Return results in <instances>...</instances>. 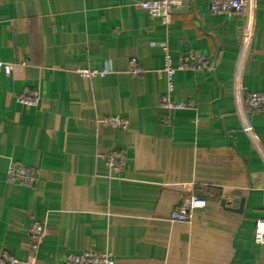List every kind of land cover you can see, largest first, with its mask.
Listing matches in <instances>:
<instances>
[{"label": "crops", "instance_id": "0c3cea01", "mask_svg": "<svg viewBox=\"0 0 264 264\" xmlns=\"http://www.w3.org/2000/svg\"><path fill=\"white\" fill-rule=\"evenodd\" d=\"M146 1L0 0V62L14 65L0 69V255L20 264H64L87 251L115 264H264L255 241L264 107L245 105L264 92V0L221 14L191 0L168 25L141 8ZM166 53L174 66L190 53L207 65L169 78ZM133 58L139 75L129 72ZM167 94L196 106L167 114ZM25 95L40 102L21 103ZM110 116L128 128L100 123ZM111 149L126 154L118 174L106 164ZM13 163L36 171L32 187L9 181ZM191 195L207 206L171 221ZM37 221L45 236L29 261Z\"/></svg>", "mask_w": 264, "mask_h": 264}, {"label": "built area", "instance_id": "2783aa9c", "mask_svg": "<svg viewBox=\"0 0 264 264\" xmlns=\"http://www.w3.org/2000/svg\"><path fill=\"white\" fill-rule=\"evenodd\" d=\"M191 0H154L141 3V8L148 11L150 16L154 19H160L163 24L168 25L172 22L173 12L182 7L185 3ZM209 7L212 13L221 14L237 11L246 13L249 7L248 0H208ZM207 65V60L202 55L190 53L181 54L178 59L177 66L172 64L171 56L165 55V70L169 78L177 70H185L189 68H202ZM0 69L5 73L10 74L14 65L0 62ZM108 70L101 72L106 73ZM90 74L89 71H84ZM129 72L133 75H139L142 70L139 66L138 60L133 58L129 64ZM98 72L93 71L92 74ZM173 90L170 84L169 91ZM21 103L28 105H36L40 102L39 97L31 95L22 96ZM245 105L253 111H257L264 107V92L250 93L245 97ZM196 102H176L172 100L169 94L161 98V107L170 114L176 110L195 107ZM100 123L105 126H110L120 130L128 128V121L121 116H110L100 120ZM106 164L111 173H120L126 164V154L120 149H111L106 157ZM8 179L10 182L21 184L22 186L32 187L36 181V171L28 166L19 163H13L8 169ZM207 206V199L191 195L187 197L180 205H178L170 216L173 222H189L193 214ZM31 246H30V260L38 251L45 236V226L41 222H35L30 231ZM255 241L260 245H264V220L257 222L255 230ZM0 264H20V261L13 254L3 251L0 255ZM64 264H115L114 257L107 252L87 251L82 254H68L64 259Z\"/></svg>", "mask_w": 264, "mask_h": 264}, {"label": "water", "instance_id": "95a60500", "mask_svg": "<svg viewBox=\"0 0 264 264\" xmlns=\"http://www.w3.org/2000/svg\"><path fill=\"white\" fill-rule=\"evenodd\" d=\"M184 6H185V7H188V4L185 3ZM239 203H240V209L237 210V211H238V212H242V210H243V203H244V200L240 201Z\"/></svg>", "mask_w": 264, "mask_h": 264}]
</instances>
